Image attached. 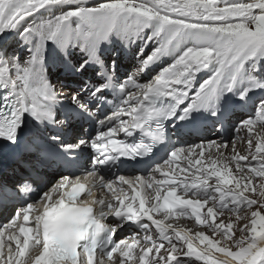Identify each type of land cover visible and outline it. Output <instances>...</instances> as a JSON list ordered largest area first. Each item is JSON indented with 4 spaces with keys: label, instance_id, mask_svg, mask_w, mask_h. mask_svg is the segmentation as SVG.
Instances as JSON below:
<instances>
[{
    "label": "snow or ice",
    "instance_id": "1",
    "mask_svg": "<svg viewBox=\"0 0 264 264\" xmlns=\"http://www.w3.org/2000/svg\"><path fill=\"white\" fill-rule=\"evenodd\" d=\"M12 32L27 56L0 48V264H128L137 246L139 264H264V97L252 100L264 93V0H0V36ZM121 47L135 60L123 80ZM170 53L172 62L141 82ZM50 65L76 87L65 92L53 83ZM89 70L94 77L85 79ZM230 106L253 110L232 129L245 133L239 139L249 155L235 154L232 143L234 155L226 157L222 135L171 143L165 121L182 135L194 113L208 112L219 134ZM78 120L95 121V135L85 131L70 142L67 130ZM166 140L169 154L156 163L153 148ZM117 160L135 161L131 170L148 179L118 175L117 194L116 181L100 175L93 187L109 189L112 199L81 200L93 191L77 172L96 176ZM173 164L180 171L169 176ZM153 185L155 202H146L142 190ZM177 210L211 237L166 223ZM225 210L235 220L217 222Z\"/></svg>",
    "mask_w": 264,
    "mask_h": 264
},
{
    "label": "rangeland",
    "instance_id": "2",
    "mask_svg": "<svg viewBox=\"0 0 264 264\" xmlns=\"http://www.w3.org/2000/svg\"><path fill=\"white\" fill-rule=\"evenodd\" d=\"M20 40H21V41H20ZM7 42H8L7 44H9V45L7 46L9 52H12L13 55H20V56H22V58H24V56H23V50H24V49H23V48L26 47V44L24 43L23 38L19 35V32H12V38H10ZM14 42H16L18 45L21 43L20 48H18L17 50H15V52L13 51V44H14ZM5 45H6V44H5ZM117 46H118V45H117ZM73 55H74V56H78V55H80V53H79L78 50H74V51H73ZM121 55H122V56H121ZM118 58H119L120 66L117 67V68H121L120 70H122V69L124 70V73H120V76L123 77V79H125V76L127 77L128 73L131 72V70H132V66H133L134 63H135V60H134V58H133V54H132V50H127V49H124V48L121 47L120 50H119V53H118ZM172 60H173V56H172L171 53H170L169 55H167V56L162 57V58H161L160 65H159L157 71H155V73H153V68H151V69H150V70H151V73H150L149 69H146V70L144 71V73H143V77H140L141 82L146 81V80H150V79H151V78H152V77H153V76H154V75L160 70L161 67H163V66L166 65V64L171 63ZM107 62L110 64V63H111V60H108ZM162 62H163V64H162ZM119 63H118V64H119ZM261 63H264V61H261ZM121 64H122V66H121ZM120 70H119L118 72H120ZM89 71H91V70H89ZM50 72H52L51 65L47 67V74H48L49 79H50ZM205 72H207V71H205ZM203 73H204V72H203ZM203 73L198 74L197 76H199V77L193 82L196 86H198V84H199V82H200V79H201L200 77H201V75H202ZM152 74H153V75H152ZM206 76H207V75L203 76V78H206ZM93 77H94V75H93ZM123 79H122V80H123ZM57 81L60 82L59 75H56V79H55V81H53V83H54V82H57ZM65 88H67V87H65ZM64 90H66V89H64ZM256 94H257L258 96H256V98L254 99V101H255L256 103H259L260 99H261L262 97H264V93H262V92H260V91H257ZM240 110L243 112V114H247V115L253 112L251 106L241 107ZM233 115H234V112L231 113V114H229V115H227V116H226V119L228 118V120H230L229 117H232ZM234 127H235V125L232 127V129H233ZM231 132H232V134L234 133L233 131H231ZM244 135H245V134H244ZM217 136H218V135H214V136L211 137V138H214V139H215V137H217ZM70 141H71V140H70ZM197 142H199V141H198V140H194V141H190V142L187 141L186 143H197ZM234 143H235V142H234ZM197 151H198V150H197ZM183 159H185L183 155H181V156L179 157V159H178V162H177V163L179 164L180 167H183V166L187 163V161L185 160V163H184V165H183V163H181V160H183ZM167 167H168V166L165 167V170H167ZM180 167H177L176 164H173V165L171 166V168L173 169V171L169 172V174H170L171 176L176 175L177 173H179L180 170H178V169H180ZM159 174H160V175H159ZM155 178H156L157 180H161V179H166L167 177L162 176L161 173H156V177H155ZM212 182H214V181H212ZM229 186H231V185H229ZM154 188H155V185H153V188H152V189H149V188H146V187H145V188H143V190H142V196H144L145 199L148 197L149 193L151 194L150 199L153 200V203L155 202V192H154ZM106 192H107V191H103L104 197H107V193H106ZM177 194H178V195H181L182 193L180 192V190H178ZM127 195L129 196V198L131 197V195L128 194V192H127ZM184 198H188V197H184ZM193 198H194V197H193ZM127 202H130V199H129L128 201H126V203H127ZM205 207H206V206H205ZM229 207H231V205H229ZM206 211H207L206 208H202V209H201V213H202V215H203V214H206ZM235 215H236L235 213H233V212H228L227 210H225L224 215H223L222 217H223L224 220H228V219L235 220ZM154 216L157 217L156 219H163V210L161 211V213H154ZM181 219H182V220L192 221V220L188 219L186 216L178 217V218L175 219V221H176V220H177V221H181ZM219 219H220V218H219ZM219 219L217 218V221H219ZM177 221H176V222H177ZM166 223H171V222H170V221H166ZM171 224H172V223H171ZM172 225H173V224H172ZM173 226H174V227H178V228L188 229V228H186V227H184V226L182 227L181 225H177V224H174ZM191 230H192V231H191L189 234H194L195 231H204V232H206V234H209L210 237H211V233H210L205 227H203V226H199V229H198V230H197V229H191ZM238 235H239V233H238V227H237V236H238ZM195 245H196V246H199V247H202V245H199V242H198V241H195ZM139 247H140V246H137L136 250L139 251ZM133 251H135V250H133ZM153 255H154V253H150V254H149V256H153ZM137 261H138V259H137V257H136L135 260L129 261L128 263L138 264ZM198 264H203V262H202V261H201V262H198Z\"/></svg>",
    "mask_w": 264,
    "mask_h": 264
},
{
    "label": "bare ground",
    "instance_id": "3",
    "mask_svg": "<svg viewBox=\"0 0 264 264\" xmlns=\"http://www.w3.org/2000/svg\"><path fill=\"white\" fill-rule=\"evenodd\" d=\"M43 11V10H42ZM10 38H12V33H6V34H4V35H2V36H0V42H2L3 41V46H4V43L6 42V40H9ZM21 41V40H20ZM20 46H21V43L18 45L16 42H14V44H13V51L15 52V50H17L18 48H20ZM24 50H23V56H24V58H26V56H27V45H26V47L25 48H23ZM122 56V55H121ZM162 64H163V62H162ZM122 65V64H121ZM54 75H57V74H54ZM92 75H93V72H92ZM205 75H207V72H204L202 75H201V77H203V76H205ZM141 77H143V74L141 75ZM199 76H197V78H198ZM200 77V78H201ZM50 78H52V76H50ZM54 83H57V84H59L60 86H61V88L64 90V89H66V90H64L65 92H68V91H71V89L69 88V87H67V88H65V87H62V84H60V82H54ZM238 87H242V86H244V81L243 80H241V81H239L238 82V85H237ZM256 96H258L257 94H255L254 96H252V100L254 101V99L256 98ZM253 111V110H252ZM198 115H207V116H209V117H212L208 112H198ZM252 115V113H250V114H243V112L242 111H240V112H238V113H236L234 116H233V118H231V120H230V125L233 127L234 125L236 126L242 119H245V118H248L249 116H251ZM215 118H217V117H212V119H215ZM199 123V122H198ZM73 127V126H72ZM73 128H75V127H73ZM78 128H81V127H78ZM81 133H84V131H80V134ZM215 134H217V132H207L205 135L206 136H209L210 138L211 137H213ZM245 133L244 132H241L239 135H236L235 133H233V134H231V135H227V136H223V139H225L226 141H228L229 142V147H228V149H226V150H222L223 152H224V155L226 156V157H231L232 155H234V153L231 151V148H232V143H234L235 142V145H236V153L235 154H241V155H249V153L246 151V142H241V140L239 139V136H243ZM221 136V135H220ZM220 136H217V137H215V139H221L220 138ZM69 139H72V137H70ZM184 139H190L187 135H184L183 137H180V141H184ZM212 139H214V138H212ZM198 141L200 140V139H197ZM71 142V141H70ZM85 150V149H84ZM210 151L212 152V154H213V157H215V155L217 154V150H216V148L213 146L211 149H210ZM252 151H255V149H253ZM207 153H205V158L207 159ZM83 157V156H82ZM249 158H250V156H249ZM181 163H183V165H184V163H185V159H183V160H181ZM5 164H7L6 166H4V172H5V174L6 175H8V176H11V169H10V167H9V164H8V162L7 161H5ZM4 164V165H5ZM231 167H233V168H235V165H234V163L231 165ZM178 170H180V169H178ZM167 171V170H166ZM81 173H84V172H82L81 171ZM84 174H86V173H84ZM45 175L47 176V178H53L54 177V174L52 173V174H50L49 173V171H47L46 173H45ZM160 175V174H159ZM56 178V177H55ZM84 183H85V185L87 186V188H92V191H93V197H87L86 195H84L85 196V199H87V200H90V199H92V198H104V199H110L112 196L110 195V193L109 192H106L107 193V197H104V194H103V189H100L98 186L97 187H93V185H98V183H99V181L96 179V177L95 176H92V175H87V177L85 178V180H84ZM206 209H207V206L205 207ZM236 214V213H235ZM224 215V214H223ZM241 215H243V213H241ZM178 217H183V216H180L179 214H178V210H177V214L176 215H174L173 216V218L171 219V220H168V221H170L173 225L174 224H177V225H181L182 227L184 226V227H186V228H188V229H199V226L198 225H196V223H195V218L193 217V218H188V219H190V220H192V221H188V220H182L181 219V221H175V219L176 218H178ZM223 219V217H218V219ZM218 222V221H217ZM238 227V226H237ZM195 242V241H194ZM135 251H133V254H132V257H131V260H135L136 259V257H137V253L139 252L138 250H136V249H134ZM163 251V250H162ZM217 256H219V257H221L222 258V254H217ZM139 263V262H138ZM128 264H132V263H128Z\"/></svg>",
    "mask_w": 264,
    "mask_h": 264
}]
</instances>
